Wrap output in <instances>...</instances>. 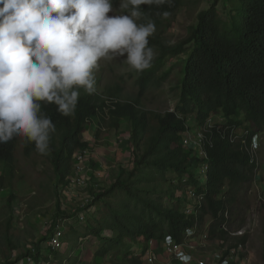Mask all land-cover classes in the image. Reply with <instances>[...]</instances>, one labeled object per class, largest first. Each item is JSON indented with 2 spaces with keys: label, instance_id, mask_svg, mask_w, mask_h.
I'll return each instance as SVG.
<instances>
[{
  "label": "trees",
  "instance_id": "obj_1",
  "mask_svg": "<svg viewBox=\"0 0 264 264\" xmlns=\"http://www.w3.org/2000/svg\"><path fill=\"white\" fill-rule=\"evenodd\" d=\"M182 2L170 0L160 6H142L145 19L138 23L151 19L156 25V32L149 37V45L156 53L151 68L139 74L132 70L126 76L120 74L114 84L101 91L97 89L101 76H95V92L88 95L80 89L71 117L60 115L55 105L42 104V111L56 126L47 156L58 188L67 187L75 153L89 147L82 137L86 126L95 125L94 140L98 143L105 131L118 129L122 120L129 123L132 166H120L109 186L91 192L85 205L90 215L84 217V233L79 235L75 229L69 233L84 237L80 238L83 243L90 240L89 235L94 236L100 242L94 251L97 260L110 255L116 264H143L150 239L160 245L167 232L182 242L187 238L186 230L194 226L191 237L196 238L204 233L207 217V241L223 242L231 236L222 225L230 224L232 205L239 202L243 187L255 176V165L240 138L232 141L229 136L245 128L249 131L248 142L250 135L257 133L264 140V0H212L197 11L187 34L170 43L164 32ZM165 11L169 13L167 18L161 15ZM176 56L183 59L176 75L178 95L174 107L165 111L149 108L144 103L146 94L169 78L171 69H163L167 59ZM128 79L137 91L124 98L123 85ZM210 117L222 120L207 133L208 169L202 180L195 172L205 159L180 141L184 132L203 127ZM19 147L25 158L41 156L32 143L20 137L0 144V192L11 188L17 176ZM188 188L203 196L195 213H187V198L178 196ZM13 198L11 188L7 202ZM57 212L65 214L59 204ZM53 222L43 239H48ZM237 239L229 247L243 244L246 235ZM41 252V245L35 244L24 255L8 258L2 264H14L30 254L35 262L42 258L48 262Z\"/></svg>",
  "mask_w": 264,
  "mask_h": 264
},
{
  "label": "clouds",
  "instance_id": "obj_2",
  "mask_svg": "<svg viewBox=\"0 0 264 264\" xmlns=\"http://www.w3.org/2000/svg\"><path fill=\"white\" fill-rule=\"evenodd\" d=\"M166 3L119 0L117 11L114 0H0V144L20 137L47 155L56 126L42 104L73 116L80 89L95 92L102 59L123 58L137 74L151 68L156 25L138 21L142 6Z\"/></svg>",
  "mask_w": 264,
  "mask_h": 264
},
{
  "label": "rangeland",
  "instance_id": "obj_3",
  "mask_svg": "<svg viewBox=\"0 0 264 264\" xmlns=\"http://www.w3.org/2000/svg\"><path fill=\"white\" fill-rule=\"evenodd\" d=\"M211 1L183 0L164 32L166 39L170 43H175L183 38L188 32L189 25L195 22L197 11L207 7ZM118 4L119 0H114L117 11H119ZM182 59L183 56L167 59L163 70L171 69L169 78L160 88L148 91L144 103L149 108L165 111L174 107L178 95L175 89L176 75L179 73ZM129 70L123 58L102 59L99 68L95 71V76H101L97 89L101 91L104 86L114 84L120 74L125 73L126 76ZM123 87L124 98L132 97L137 91V87L130 79ZM188 123L191 125L192 120ZM92 126L94 125L86 126L87 129L82 133L83 139L89 144L86 163L90 168L89 172L85 173L88 186L84 188L72 186L69 191L64 192L63 188L57 186L47 155H31L25 158L21 148H18L17 176L11 182L14 198L10 203L7 202L11 191L9 187H5L0 192V264L8 258L13 260L24 255L28 249H33L35 244L41 245V253L43 257L48 258V264H116V260L110 255L103 260L95 258L94 251L100 242L94 236L89 235L90 240L85 243L81 241L84 237L77 238V234L74 233L69 236L72 229H75L74 231L79 235L84 233V217L90 215V212H86L85 205H82L84 199L90 197L92 191L97 192L98 189L109 186L114 181L120 166L128 168L132 166L131 148L127 138L129 123L122 120L118 129L105 131L98 143L94 140L96 128ZM259 155L263 164L260 166H264L262 139ZM167 175L170 176L169 173ZM263 185L264 177L258 182L246 183L239 202L232 205L230 210L231 222L227 228L232 231L241 229L246 235L242 251L239 253V256L244 258L243 264H264V204L258 199V191L263 189ZM58 204L64 209L65 214L57 212ZM92 210L93 208L90 211ZM79 213H83L82 217ZM209 220L210 218L207 217L206 223H203L204 229L208 228ZM52 221L55 225L60 223L65 234L62 249L54 252L47 246L48 239H43ZM237 238L239 237H227L223 242L215 239L207 242L205 246H196L195 257L204 260L206 264H218L216 255L221 254L226 247L238 240ZM193 240L196 243L198 240L197 245L200 243L199 238ZM81 242L84 244L82 247ZM133 250L136 251L134 247ZM161 255L157 264H178L169 254L162 252ZM22 259L24 257L20 261Z\"/></svg>",
  "mask_w": 264,
  "mask_h": 264
},
{
  "label": "built area",
  "instance_id": "obj_4",
  "mask_svg": "<svg viewBox=\"0 0 264 264\" xmlns=\"http://www.w3.org/2000/svg\"><path fill=\"white\" fill-rule=\"evenodd\" d=\"M222 118L219 117L214 119L212 117L208 118L206 125L196 129L194 132L186 131L183 133L181 137V144L185 148H190L194 151V154L197 155L199 158L205 159V162L200 164L197 171L195 172L196 175L200 177V179L204 180L206 171L208 169V164L206 162L207 153H206V146L210 144V138L208 137V131L215 126V124L221 121ZM189 122V120L187 121ZM249 131L247 129H236L234 133H231L229 138L232 141L239 139L243 144V147L249 154L250 162L255 165V175L256 179H259L262 175L264 176V167L260 166V155H259V136L257 134L252 135L251 139L248 142ZM89 148V147H88ZM88 148L85 150H79L75 153L74 156V169L69 176V182L67 187L63 190L64 192L69 191V188L72 186H80V187H87V175L85 173L89 172V164L86 163V155L88 154ZM95 175V173H93ZM100 174V173H99ZM262 174V175H261ZM96 186V185H95ZM262 192V193H261ZM178 196L187 198L188 202L185 207V211L187 213H195L196 207L200 204L203 196L201 194L196 193L193 189L188 188L184 191L179 192ZM258 199L264 204V185L263 189L258 191ZM90 200V197L84 199L82 205H86L87 202ZM83 213H79V216L82 217ZM224 216L228 218V210H225ZM222 227L227 230L233 236H242L244 235V231L241 229H236L234 231L228 230L225 223ZM194 228H189L186 230L187 238L182 241L178 242L171 234L165 232L163 235L162 240L160 241L161 246L167 254H169L172 258L176 259L177 261L183 263H191L195 262L196 264H206V262L202 259H197L195 257V250L197 249L196 246H205L207 241V231L205 230L203 234L199 235L200 243H197L191 238L195 231ZM204 229V228H203ZM64 234H63V226L57 223L52 231L49 234L47 240V246L50 251H56L63 247L64 241ZM157 247L158 242L154 239H150L147 242V248L145 250V254L143 257V264H157L158 254H157ZM242 243H239L237 247H226L224 251L227 250V254H217L218 264H231L232 262L243 264L244 258L239 256V253L242 251ZM240 250V251H239ZM34 251V250H32ZM14 264H48L47 261L39 260L35 262L32 255H26L24 259Z\"/></svg>",
  "mask_w": 264,
  "mask_h": 264
},
{
  "label": "crops",
  "instance_id": "obj_5",
  "mask_svg": "<svg viewBox=\"0 0 264 264\" xmlns=\"http://www.w3.org/2000/svg\"><path fill=\"white\" fill-rule=\"evenodd\" d=\"M91 125H92V124H91ZM94 126H95V125H94ZM94 126H92V127H94ZM138 247H139V244H137V245L134 246L135 249H138ZM158 248H159V249L157 250V254H158V257H159V256H162L161 254H162V252H164V250H163V248L161 247V245H160ZM158 251H161V252L158 253ZM164 253H166V252H164ZM176 263H178V264H184V263L179 262V261H177Z\"/></svg>",
  "mask_w": 264,
  "mask_h": 264
},
{
  "label": "bare ground",
  "instance_id": "obj_6",
  "mask_svg": "<svg viewBox=\"0 0 264 264\" xmlns=\"http://www.w3.org/2000/svg\"><path fill=\"white\" fill-rule=\"evenodd\" d=\"M262 175V174H261ZM261 177H264L263 175L261 176ZM261 177H259V179H256L257 177H256V175L254 176V178H253V182H255V181H257L258 182V180L260 181V178ZM226 226H228V225H226ZM204 230H206V229H204ZM229 230V229H228ZM229 233V232H228ZM229 235H231L230 233H229ZM231 236H233V235H231ZM199 237V236H198ZM198 237H196V238H198ZM236 237H240V236H236ZM192 238V237H191ZM193 239H195V237L193 238ZM160 245H161V243H160ZM160 245H158V247L160 246ZM162 247V246H161ZM227 251V250H226ZM180 262V261H179ZM183 263V262H182ZM191 263H195V262H191ZM191 263H188V264H191ZM196 264V263H195Z\"/></svg>",
  "mask_w": 264,
  "mask_h": 264
}]
</instances>
